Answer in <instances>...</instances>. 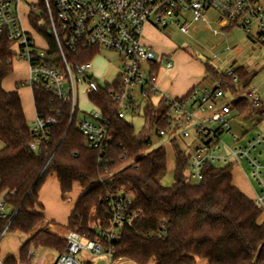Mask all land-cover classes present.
Instances as JSON below:
<instances>
[{
  "label": "trees",
  "instance_id": "16d2710c",
  "mask_svg": "<svg viewBox=\"0 0 264 264\" xmlns=\"http://www.w3.org/2000/svg\"><path fill=\"white\" fill-rule=\"evenodd\" d=\"M35 6L41 14L31 9L29 19L49 47L46 57H55L59 52L54 37L49 35V20L42 0ZM232 28L229 25L224 30ZM11 48L7 38L1 37L0 141L5 148L0 150V197L4 195L3 207L12 214L5 211L6 218L0 220V238L5 232L31 234L39 228L21 248V264L27 262L33 246L58 254L66 247L65 238L52 233L50 223L44 225L46 219L39 193L50 175L57 177L64 199L74 185L85 190L65 227L85 239L95 240V228L109 227L111 215L105 203L109 194L122 191L133 198L131 226L124 228L109 245L114 262L127 259L135 264H196L198 260H206L208 264H264V211L234 186L235 165L207 166L202 179L193 184L189 155L173 141V182L170 185L165 182L166 149L148 151L151 131L168 128L163 121L167 112L164 98L155 102L150 97L142 111L145 129L136 132L126 118H119V106L110 97L111 91L118 89L119 81L112 86H101L98 93L89 95L90 102L110 124L112 143L100 164L97 152L85 146L79 129L85 114L77 108L72 114L71 104L58 101L40 87H32L37 115L57 119V124L49 127L40 139L38 150L32 149L37 138L25 117L19 94L6 92L2 86L16 60ZM97 54L98 50L79 48L76 54L67 53V57L73 63H86ZM45 62L50 61L45 59ZM205 69L207 77L219 82L233 96H239L251 84L250 73L244 67L233 69L239 77L238 84L232 77L219 74L209 62L205 63ZM233 107L239 116L251 112L248 103L240 98L233 101ZM4 264L18 262L10 257Z\"/></svg>",
  "mask_w": 264,
  "mask_h": 264
},
{
  "label": "built area",
  "instance_id": "2783aa9c",
  "mask_svg": "<svg viewBox=\"0 0 264 264\" xmlns=\"http://www.w3.org/2000/svg\"><path fill=\"white\" fill-rule=\"evenodd\" d=\"M19 2L20 0H0V38L5 36L12 44L15 58L29 64L27 85L40 87L58 101L71 104L73 114L76 108L79 109L78 96L81 88L89 99L91 93H98L101 86L109 85H101L93 76L92 61L73 63L68 59L67 53L76 54L79 48L98 52L107 49L117 53L124 60V66L117 79L119 87L116 91H111L110 97L119 106V118H126L127 113H142L150 97L164 98L167 112L163 121L168 128L157 131V136L163 139L167 133L177 129L183 130L184 138H191L190 130L195 133V148L189 154L191 178L200 181L202 171L207 166H236L242 165V161L246 160L252 167V179L260 187L254 201L264 211V163L252 157L253 152L262 147L264 139L258 135L241 146V138L235 136L232 130L235 117L233 101L236 98L245 100L251 112L264 110L258 88L249 85L239 96H233L216 82L213 87L198 85L185 97L173 98L160 87L163 63L165 62L166 70L173 67L172 63L165 61L163 57L158 58L155 49L143 42L144 29L148 25L159 31L174 28L189 35L191 28L197 23L202 22L208 26L215 23L207 15L214 11L219 14V26H239L255 42L264 45V1L42 0L50 33L59 52L55 57H46L49 50L46 41L45 46L40 47L25 31L18 9ZM31 9L35 10L36 6ZM45 59L50 62L46 63ZM225 75L232 77L235 84L239 83V77L233 69L226 71ZM92 107L91 111L83 112L85 116L80 121L79 129L85 146L97 152L98 162L102 164L112 143L110 124L100 109L93 104ZM56 124L57 119L54 117L42 118L36 115L31 129L37 139L31 146L32 149L38 150L40 139L44 138L49 127ZM224 134L233 137L235 145H227L222 138ZM222 150H225V154H222ZM105 203L111 215L109 227L95 228V240L82 238L76 232H67L65 250L57 255L52 264H116L109 245L119 238L124 228L131 226L134 216L131 211L133 198L118 191L109 194ZM5 218L6 213L1 203L0 220ZM82 253L87 255L79 259ZM33 256L30 251L29 257ZM41 263H45V258H42Z\"/></svg>",
  "mask_w": 264,
  "mask_h": 264
},
{
  "label": "rangeland",
  "instance_id": "374dc122",
  "mask_svg": "<svg viewBox=\"0 0 264 264\" xmlns=\"http://www.w3.org/2000/svg\"><path fill=\"white\" fill-rule=\"evenodd\" d=\"M35 1L37 3L40 2V0ZM33 11L37 15L41 14L40 8H36ZM207 15L211 20L216 22L211 23L209 26L202 22L197 23L193 28H191L189 35L183 34L174 28L159 31L152 26H148L144 29V43L155 49L156 56L158 58L163 57L165 58V61L169 60L173 65L172 69L166 70L164 62L163 67L161 68V77L166 76V79L170 80V84L176 85L178 83H186V81L191 79L192 76L196 74L198 76H204L202 78L204 81H201L198 84L199 86L213 87L216 84V80L211 77H206L205 63L209 62V64L213 66L219 74H226V71L229 69L245 67L250 73L251 84L260 88L261 91L259 97L264 102V45L254 42V40L246 34L245 30L239 26H233V28L229 31L224 30V28L218 24V13L210 11ZM29 24L34 32L44 40L43 36L33 28L30 19ZM38 24L42 25V22H38ZM253 35H256L255 30ZM30 36L34 39L32 34H30ZM44 46L45 44L43 47ZM96 56L97 57L92 61L91 72L93 76L100 81L101 85L107 84L112 86L122 72L124 60L121 59L117 53L107 49H101ZM27 82L28 80H26L25 83ZM157 100L158 98L154 99L155 102ZM78 102L80 111L82 112H89L93 109L90 105L91 102L88 99L87 93L84 92L82 88L79 92ZM234 115L235 117H233L232 121V130L235 136L241 138L239 145H246L249 140L256 138L258 135L264 139V120H261L262 118L258 119L259 117H253L243 119L236 112H234ZM35 119L36 117L30 119L29 125L31 127L33 126ZM126 119L134 126L136 132H141L145 129L146 119L143 112L140 114L127 113ZM190 131L192 135L191 138H184L182 135V129H177L175 132L167 133L163 139H159L155 128L150 133L152 142L148 151H152L160 147H164L166 149L167 176L165 178V182L168 185L172 184L175 171V156L172 140H175V145H177L182 151L187 152L189 155L193 153L195 148V133L192 130ZM222 138L227 145H235L233 137H229L224 134ZM259 151L262 153L260 154ZM222 154H225V150H222ZM252 157L258 159L261 163H264V143L259 150L253 152ZM130 162L128 163L130 164ZM218 167L223 168L225 166L219 165ZM236 169L240 170V173H243L246 182L247 178L244 173L246 175L248 174L255 189H260V187H258V183L252 179V167L246 160L242 161V165L234 166L233 172L237 171ZM262 173L264 178V170H262ZM197 182L198 181L196 180L192 181L193 184H196ZM247 185H249L247 187L250 189L252 188L249 183ZM251 191L248 189L249 195H251ZM72 199V196L69 197L66 200V203H70ZM46 204L49 208L52 201H48ZM54 207L55 206H53V208ZM49 223H52V221L48 218L45 220L44 225ZM52 224L53 225H50L51 231L53 228L55 234L60 237H66L68 230L65 229V227L56 223ZM38 230L39 228L31 234L12 231L5 232L0 238V262L4 264L8 258L13 257L17 259L18 264H21V248ZM30 251L33 252L34 256L31 259H29V257L25 264H43L41 263L42 256L45 257L44 264H48L50 257L58 254L55 251L43 248L35 249L34 246L30 249ZM86 255V253H82L78 258H85ZM121 264H127V262H123Z\"/></svg>",
  "mask_w": 264,
  "mask_h": 264
},
{
  "label": "crops",
  "instance_id": "0c3cea01",
  "mask_svg": "<svg viewBox=\"0 0 264 264\" xmlns=\"http://www.w3.org/2000/svg\"><path fill=\"white\" fill-rule=\"evenodd\" d=\"M36 3L37 2L35 0H20L19 5H18V9L20 11V15L22 18V25H23L25 31L29 35L32 34L34 36V39H35L38 46L43 47V45L45 44V41L38 34H36L34 32V30L32 29V27L29 24V13L31 11L30 6L31 7L35 6ZM148 26H146V27H148ZM34 34H36V35H34ZM143 42H144V38H143ZM205 72H206V69H205ZM29 75H30L29 64L24 60L16 59V61H14V63H13L12 73L3 81V84H2L4 91H6V92H17L19 94L21 104H22V107L24 110V114H25V117H26L28 123H29L30 119H33L37 115L36 109H35L32 87H30L29 85H27V83H25L26 80H28ZM203 77L194 74L191 79L186 81V83L184 82V83H178L176 85H173V84H170V80L166 79V76L165 77L162 76L160 78V87L164 91V93H166L167 95H169L173 98H182V97H185L201 81H204V80H202ZM206 77H207V72H206ZM250 85H252V84H250ZM257 88H258V93L260 95L261 90L259 87H257ZM90 105L92 106L91 103H90ZM83 112L87 113L85 111H83ZM263 115H264V110L263 109H257L255 112H250L246 116H241V117L243 119L259 117L258 119H261ZM4 148H5L4 143L2 141H0V150H3ZM236 170L237 171L233 172L234 186L237 187L247 197L249 196L250 199L255 200L256 194L259 190L255 189L254 184L252 183L248 174L246 175L244 173V175L247 178V182L252 187L251 188L253 191V193H252L251 189L249 187H247L249 185H247L248 183L246 182V180L243 176V173L242 172L240 173V170H238V169H236ZM248 189L251 191L250 192L251 195L248 194L249 193ZM84 192H85V190H83L79 185H74L72 192L68 195V197L66 199H64L63 194L61 193V187H60V183L58 182L57 177L55 175L48 176V178L45 180L44 185L42 186L40 193H39V202L43 207L42 214L44 215L45 219L49 218L50 221H52V223H56V224L62 225L63 227H66L68 224L69 218H70V216H71V214L75 208V205L77 204L80 197L84 194ZM3 196L4 195H2L0 197V204L2 203ZM71 196L73 197L72 201L70 203H66V200ZM48 201L49 202L52 201V204H50L49 208L46 204V203H48ZM53 206H55V207L53 208ZM3 211H4V213H5V211L10 212L9 209L6 207H3ZM52 223H50V225H53ZM52 233H54L53 228H52ZM63 238H65V237H63ZM57 255H54L53 257L51 256L48 264H52L54 262L55 258L57 257ZM42 258H45V257L42 256ZM42 258H41V261H42ZM29 259H31V258H29ZM123 262H127V264H135L134 262L127 260V259H121V260L117 261L116 264H121ZM150 264H153V263H150ZM196 264H208V262L206 260H198Z\"/></svg>",
  "mask_w": 264,
  "mask_h": 264
},
{
  "label": "water",
  "instance_id": "95a60500",
  "mask_svg": "<svg viewBox=\"0 0 264 264\" xmlns=\"http://www.w3.org/2000/svg\"><path fill=\"white\" fill-rule=\"evenodd\" d=\"M49 35H51V33H50V32H49ZM11 214H12V211H10V212H9V215H11Z\"/></svg>",
  "mask_w": 264,
  "mask_h": 264
}]
</instances>
